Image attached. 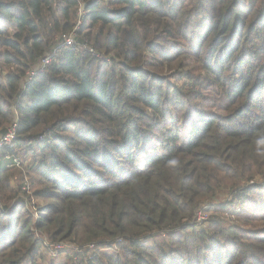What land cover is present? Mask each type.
<instances>
[{
  "label": "trees",
  "instance_id": "obj_1",
  "mask_svg": "<svg viewBox=\"0 0 264 264\" xmlns=\"http://www.w3.org/2000/svg\"><path fill=\"white\" fill-rule=\"evenodd\" d=\"M12 125L0 264H264V0H0Z\"/></svg>",
  "mask_w": 264,
  "mask_h": 264
},
{
  "label": "rangeland",
  "instance_id": "obj_2",
  "mask_svg": "<svg viewBox=\"0 0 264 264\" xmlns=\"http://www.w3.org/2000/svg\"><path fill=\"white\" fill-rule=\"evenodd\" d=\"M81 14H82V12H81ZM66 34V33H65ZM18 160H17V162L18 163H15L16 165V168L17 169H22L21 167H20V164L22 163V161H21V159L20 158H18V157H16ZM216 205H218V204H216ZM208 206H205L202 210H201V212H199L198 213V215H197V217H196V224L198 225V226H200L201 228L202 227H206V226H208L209 225V223H210V220H211V213L209 212L208 213ZM230 213V214H229ZM228 213V211L226 212V213H224L223 215L225 216V219H224V225L225 224H227L228 222H229V220H230V218L231 219H233V220H235V217H233V215H231V212H229ZM227 214H229V215H231V216H228ZM66 248H70V243H66V244H64V247L63 248H61V249H59V250H62V251H65L66 250ZM65 249V250H64ZM70 250V249H69ZM72 251V253H73V250H71ZM107 251V249H105L102 253H104V252H106ZM108 252H110V253H112L111 251H108ZM108 252H106V253H108ZM114 253V252H113ZM70 254H69V252H67V251H65V252H63V253H59L58 251H51L50 253H49V250L47 251H44V255H43V259L42 260H40L38 263L39 264H51V263H49V262H54V264H61L65 259H67V256H69ZM67 262V261H66ZM66 262H64V263H66Z\"/></svg>",
  "mask_w": 264,
  "mask_h": 264
},
{
  "label": "built area",
  "instance_id": "obj_3",
  "mask_svg": "<svg viewBox=\"0 0 264 264\" xmlns=\"http://www.w3.org/2000/svg\"><path fill=\"white\" fill-rule=\"evenodd\" d=\"M74 36H75V31H72V32L66 33V34H62L60 36V45L59 46L60 47H71V46H73L75 43ZM93 54L97 57H101L94 52H93ZM51 58H52V54H49L41 60L42 68L46 67L50 63ZM14 138H15V125H12L9 128L8 132H6L3 136L0 137V146H2V145L10 146L12 144V141L14 140ZM17 160L18 159L15 158L13 160V162L18 163ZM50 246L52 247L53 250H59V249L64 247V244H58L57 243V244H51Z\"/></svg>",
  "mask_w": 264,
  "mask_h": 264
},
{
  "label": "clouds",
  "instance_id": "obj_4",
  "mask_svg": "<svg viewBox=\"0 0 264 264\" xmlns=\"http://www.w3.org/2000/svg\"><path fill=\"white\" fill-rule=\"evenodd\" d=\"M255 145H256V151L259 154L260 153V146L264 145V136H261L259 139H257L255 141Z\"/></svg>",
  "mask_w": 264,
  "mask_h": 264
}]
</instances>
